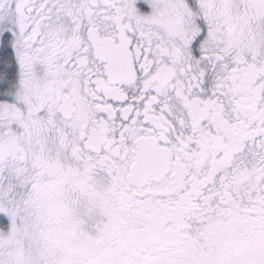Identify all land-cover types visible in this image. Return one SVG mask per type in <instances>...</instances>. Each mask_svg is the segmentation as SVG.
Segmentation results:
<instances>
[{
	"label": "snow or ice",
	"instance_id": "1",
	"mask_svg": "<svg viewBox=\"0 0 264 264\" xmlns=\"http://www.w3.org/2000/svg\"><path fill=\"white\" fill-rule=\"evenodd\" d=\"M0 264H264V0H0Z\"/></svg>",
	"mask_w": 264,
	"mask_h": 264
}]
</instances>
